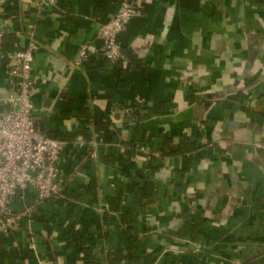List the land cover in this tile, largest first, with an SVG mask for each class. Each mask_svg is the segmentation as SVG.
<instances>
[{
	"label": "crops",
	"instance_id": "1",
	"mask_svg": "<svg viewBox=\"0 0 264 264\" xmlns=\"http://www.w3.org/2000/svg\"><path fill=\"white\" fill-rule=\"evenodd\" d=\"M120 1L0 0L3 50L37 43L34 120L69 144L60 196L0 235V264H264V0H134L111 66L96 32Z\"/></svg>",
	"mask_w": 264,
	"mask_h": 264
},
{
	"label": "built area",
	"instance_id": "2",
	"mask_svg": "<svg viewBox=\"0 0 264 264\" xmlns=\"http://www.w3.org/2000/svg\"><path fill=\"white\" fill-rule=\"evenodd\" d=\"M55 4L56 0H36L37 14ZM140 14L129 0H121L119 10L110 20L98 23L96 38L101 44L98 55L107 64L128 65L129 60L122 51L119 35ZM4 36L5 28L0 19V62L7 61V88L3 98H0V235L17 229L23 219H32L39 206L60 196L65 183L60 164L62 153L69 145L46 136L34 120L32 96L36 81L33 64L37 43L32 32L28 33L25 48L12 52L3 50ZM88 59L87 49L82 47L72 63L73 68L83 67ZM73 145L88 148L91 158H95L94 141L78 140ZM140 150L151 156H159L145 146ZM29 194L34 201L27 206L25 203ZM18 206H23L22 210H17Z\"/></svg>",
	"mask_w": 264,
	"mask_h": 264
},
{
	"label": "trees",
	"instance_id": "3",
	"mask_svg": "<svg viewBox=\"0 0 264 264\" xmlns=\"http://www.w3.org/2000/svg\"><path fill=\"white\" fill-rule=\"evenodd\" d=\"M129 1H130V3L133 5L134 0H129ZM122 51H123V53L127 56L128 60H129V55H128L127 51L124 50V49H122ZM45 134H46V133H45ZM193 150H195L194 147H192V148L190 149V151H193ZM82 249H83V251H84V254H86V251L89 252V253L91 252L89 248L83 247ZM91 259H92V262H93L94 258H93L92 255H91ZM123 259H124V256L121 255L120 252L109 251L108 254H107L108 264H120L119 262H120V261H123ZM128 259H129L130 261H131V260H134L132 257H129ZM134 261H135V260H134Z\"/></svg>",
	"mask_w": 264,
	"mask_h": 264
}]
</instances>
